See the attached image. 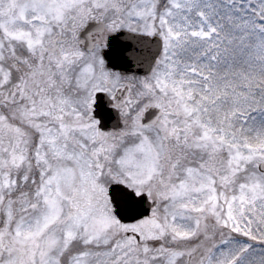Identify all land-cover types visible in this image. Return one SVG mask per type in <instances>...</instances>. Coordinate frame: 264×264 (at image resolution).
<instances>
[{"label":"snow or ice","instance_id":"6c2138e0","mask_svg":"<svg viewBox=\"0 0 264 264\" xmlns=\"http://www.w3.org/2000/svg\"><path fill=\"white\" fill-rule=\"evenodd\" d=\"M0 264H264V0H0Z\"/></svg>","mask_w":264,"mask_h":264}]
</instances>
